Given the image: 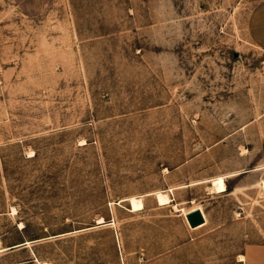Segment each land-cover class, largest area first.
<instances>
[{
  "label": "rangeland",
  "instance_id": "374dc122",
  "mask_svg": "<svg viewBox=\"0 0 264 264\" xmlns=\"http://www.w3.org/2000/svg\"><path fill=\"white\" fill-rule=\"evenodd\" d=\"M263 182L264 0H0V264H246Z\"/></svg>",
  "mask_w": 264,
  "mask_h": 264
},
{
  "label": "crops",
  "instance_id": "0c3cea01",
  "mask_svg": "<svg viewBox=\"0 0 264 264\" xmlns=\"http://www.w3.org/2000/svg\"><path fill=\"white\" fill-rule=\"evenodd\" d=\"M215 178V177H214ZM212 179V178H211ZM208 180H210V179H208ZM205 181H207V180H205ZM205 181H201V182H193V183H203V182H205ZM192 184V183H191ZM191 184H186V185H191ZM199 185H204V184H199ZM196 186H198V185H196ZM192 187H194V186H192ZM187 188H189V187H187ZM187 188H185V189H187ZM195 203H194V201H190V202H187V208H185V210H189V209H191V208H193V207H198L199 209H194L193 211H195V210H200L201 212H202V215L204 216V218H205V222L207 223V219H206V216H205V213H204V211L202 210V208L200 207V206H193ZM192 211V212H193ZM191 212V213H192ZM190 214V213H189ZM185 221H186V223H187V225H188V222H187V220H186V217H185ZM206 223L205 224H203L202 225V227H198V228H196V229H192V230H196V232L194 233L195 235H198V234H200V230L206 225ZM189 226V225H188ZM246 257H247V259H246V261H244V259L243 260H240V263H246L247 264V262H248V264H264V247H252V248H249V250H247V252H246V255H245ZM244 258V257H243Z\"/></svg>",
  "mask_w": 264,
  "mask_h": 264
},
{
  "label": "water",
  "instance_id": "95a60500",
  "mask_svg": "<svg viewBox=\"0 0 264 264\" xmlns=\"http://www.w3.org/2000/svg\"><path fill=\"white\" fill-rule=\"evenodd\" d=\"M186 220L191 229H196L197 227L205 224V218L200 210H195L186 216Z\"/></svg>",
  "mask_w": 264,
  "mask_h": 264
},
{
  "label": "bare ground",
  "instance_id": "6f19581e",
  "mask_svg": "<svg viewBox=\"0 0 264 264\" xmlns=\"http://www.w3.org/2000/svg\"><path fill=\"white\" fill-rule=\"evenodd\" d=\"M193 185H195V184H193ZM262 187H263V195H264V182L262 184ZM125 201H127L131 204V207H132L131 211L132 212H138L140 210H144V203H143L142 197H131V198L126 199ZM102 223H104V222L100 221V224H102Z\"/></svg>",
  "mask_w": 264,
  "mask_h": 264
}]
</instances>
